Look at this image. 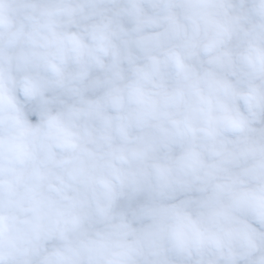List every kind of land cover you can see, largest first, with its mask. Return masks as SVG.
Masks as SVG:
<instances>
[{
    "label": "trees",
    "instance_id": "1",
    "mask_svg": "<svg viewBox=\"0 0 264 264\" xmlns=\"http://www.w3.org/2000/svg\"><path fill=\"white\" fill-rule=\"evenodd\" d=\"M0 264H264V0H0Z\"/></svg>",
    "mask_w": 264,
    "mask_h": 264
}]
</instances>
